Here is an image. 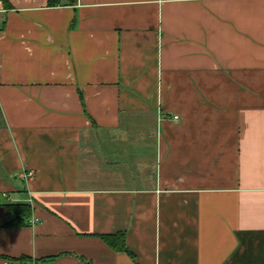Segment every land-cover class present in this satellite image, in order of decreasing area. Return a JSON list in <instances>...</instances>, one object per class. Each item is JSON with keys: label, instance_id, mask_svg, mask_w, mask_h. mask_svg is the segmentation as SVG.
I'll use <instances>...</instances> for the list:
<instances>
[{"label": "crops", "instance_id": "1", "mask_svg": "<svg viewBox=\"0 0 264 264\" xmlns=\"http://www.w3.org/2000/svg\"><path fill=\"white\" fill-rule=\"evenodd\" d=\"M50 1L0 0V264H264V0Z\"/></svg>", "mask_w": 264, "mask_h": 264}, {"label": "trees", "instance_id": "2", "mask_svg": "<svg viewBox=\"0 0 264 264\" xmlns=\"http://www.w3.org/2000/svg\"><path fill=\"white\" fill-rule=\"evenodd\" d=\"M57 0H51L50 4L53 5ZM9 209L11 213L16 215V219L12 224H23L27 223L31 216V208L26 204L19 205H10ZM102 239L105 241L109 247L115 249L117 251H127L125 236L122 234L121 236H102ZM26 259L23 258L22 261Z\"/></svg>", "mask_w": 264, "mask_h": 264}, {"label": "built area", "instance_id": "3", "mask_svg": "<svg viewBox=\"0 0 264 264\" xmlns=\"http://www.w3.org/2000/svg\"><path fill=\"white\" fill-rule=\"evenodd\" d=\"M33 176H34V172L30 171V172H27L26 174H24L23 178L24 179H31ZM4 264H11V262L5 261Z\"/></svg>", "mask_w": 264, "mask_h": 264}]
</instances>
